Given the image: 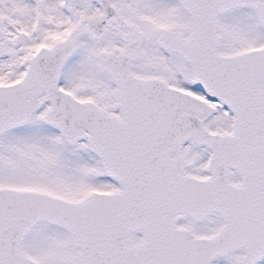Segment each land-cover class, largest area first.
<instances>
[{
	"label": "snow or ice",
	"instance_id": "1",
	"mask_svg": "<svg viewBox=\"0 0 264 264\" xmlns=\"http://www.w3.org/2000/svg\"><path fill=\"white\" fill-rule=\"evenodd\" d=\"M0 264H264V0H0Z\"/></svg>",
	"mask_w": 264,
	"mask_h": 264
}]
</instances>
